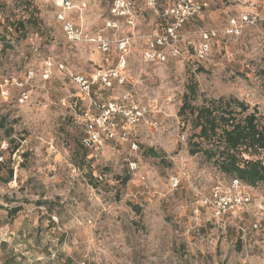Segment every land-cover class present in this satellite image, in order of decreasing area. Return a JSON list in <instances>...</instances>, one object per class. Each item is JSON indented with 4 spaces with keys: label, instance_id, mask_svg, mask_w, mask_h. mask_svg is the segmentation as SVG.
Instances as JSON below:
<instances>
[{
    "label": "rangeland",
    "instance_id": "1",
    "mask_svg": "<svg viewBox=\"0 0 264 264\" xmlns=\"http://www.w3.org/2000/svg\"><path fill=\"white\" fill-rule=\"evenodd\" d=\"M69 1L0 0V168L14 169L0 182V264H264V186L218 224L203 200L233 178L190 154L179 115L193 77L195 106L232 97L264 122V0H192L174 36L178 0ZM100 71L106 101L146 114L136 151L113 142L87 158L75 78Z\"/></svg>",
    "mask_w": 264,
    "mask_h": 264
},
{
    "label": "trees",
    "instance_id": "2",
    "mask_svg": "<svg viewBox=\"0 0 264 264\" xmlns=\"http://www.w3.org/2000/svg\"><path fill=\"white\" fill-rule=\"evenodd\" d=\"M154 1L164 3L166 0ZM11 25L15 31L23 28L22 23ZM2 39L3 42H8L5 36H0V41ZM99 85L92 87V95L97 97L96 94L99 93L102 97L100 100L106 101L102 91H99ZM199 96L197 83L191 77L179 112L192 126L190 154L201 155L222 174L240 180L245 186H264V122L259 117V112L232 97L207 100L201 107H197L194 103ZM86 104L85 96L81 92L77 94L76 106L79 108V115L86 108ZM83 135L81 126L80 146L87 158H93L92 152L82 146ZM147 153L153 158L158 157L154 149ZM13 178V168H0V182L10 183ZM13 211L17 213L20 209ZM5 264L11 263L7 260Z\"/></svg>",
    "mask_w": 264,
    "mask_h": 264
},
{
    "label": "built area",
    "instance_id": "3",
    "mask_svg": "<svg viewBox=\"0 0 264 264\" xmlns=\"http://www.w3.org/2000/svg\"><path fill=\"white\" fill-rule=\"evenodd\" d=\"M53 2L63 11L70 10L72 6L69 0H53ZM198 10L200 7L197 8L192 0H178L175 6L165 10V14L170 16L172 21V26L169 28L171 35L174 36L178 27L186 20L193 18ZM111 77V72L100 71L89 79L75 78L82 95L87 100L86 108L78 117V122L84 131L81 143L85 149L92 152L95 158L103 152L107 144L113 142L120 145L128 143L132 150L136 151L138 144L132 138V133L146 114V111L140 107L129 106L124 101H101V94L97 93V97L92 95L91 90L94 85L102 84L104 87H111ZM132 165L136 167V164ZM246 188L238 179H233L226 191L216 186L212 195L204 198L203 206L214 211L217 223L221 225L225 216L239 208L246 210L251 204L252 198L246 193ZM256 217L257 221L253 223V228L264 232V213L257 214Z\"/></svg>",
    "mask_w": 264,
    "mask_h": 264
}]
</instances>
